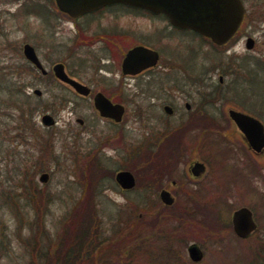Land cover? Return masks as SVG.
Wrapping results in <instances>:
<instances>
[{
	"label": "rangeland",
	"instance_id": "rangeland-1",
	"mask_svg": "<svg viewBox=\"0 0 264 264\" xmlns=\"http://www.w3.org/2000/svg\"><path fill=\"white\" fill-rule=\"evenodd\" d=\"M245 1L246 17L239 31L226 45L217 47L191 31L174 29L164 16H150L122 4L107 5L73 20L61 13L53 0H0V75L18 77L26 94L34 97L31 123L20 124L26 128L24 138L14 136L15 131L8 132L18 125L17 121L9 127L0 123V137L5 141L0 154V264L40 261L32 255L35 244L29 240V225L36 223L44 227L39 240L45 245L38 244L36 254L41 256L50 243L49 256L55 257L48 262L61 264L69 246L58 252L57 242L65 226V236L72 241L79 211L85 204L94 210L93 223L99 222L101 239L113 241L125 236L113 254L91 264H264V152L257 155L248 150L223 118L226 107L232 105L244 107L264 123V0ZM77 25L88 27V38L98 28H131L132 37L120 41V58L138 43L156 49L160 61L151 74L154 87L137 92L136 85L140 84L139 90L145 89L149 78L123 80L116 72L119 59L110 62L112 57L104 54L100 42H84L87 37H79ZM247 36L255 41L252 49L245 47ZM24 43L35 48L47 75L25 59ZM99 56L108 64L99 65ZM56 62H62L68 72L94 91L113 80L114 86L108 90H117L118 99L114 100L120 99L125 106L119 142L107 147L99 141L104 127L92 102L55 79L51 67ZM98 66L113 69V74L108 79L102 77ZM35 88L42 91L40 96L33 94ZM212 92L216 93L214 98ZM186 100L196 107L211 101L212 113L220 123L212 122L210 138L207 126L211 124L201 123L204 125L185 138L184 153L174 170L157 179L167 168L153 162L157 157L149 156L145 148L152 136L153 147L159 142L157 131L162 133L164 147H171V137L176 135H170L171 130L179 121L177 115L167 120L160 104L166 101L183 112ZM45 113L55 124H42ZM77 117L86 124L75 122ZM105 131L110 132V127ZM196 158L206 168L193 180L187 166ZM107 160L108 170L92 165ZM118 166L135 175V187L125 194L114 181L115 171H109ZM251 166H255L253 171ZM44 172L48 179L41 183L39 176ZM152 179L154 184H148ZM170 180L178 185L171 187L175 202L161 205L158 192ZM30 184L36 186L41 197L34 204L27 201L36 196ZM6 195H15L16 205ZM216 197L222 198L221 204H213ZM241 206L252 210L257 223V229L245 238L238 237L231 224L232 212ZM192 209H196V223L187 221L185 212ZM202 213L207 220L210 215H219L217 225L205 226L199 221ZM192 242L203 250L199 262L188 258L187 246Z\"/></svg>",
	"mask_w": 264,
	"mask_h": 264
},
{
	"label": "water",
	"instance_id": "water-1",
	"mask_svg": "<svg viewBox=\"0 0 264 264\" xmlns=\"http://www.w3.org/2000/svg\"><path fill=\"white\" fill-rule=\"evenodd\" d=\"M55 3L59 10L72 17L112 3L145 8L165 14L174 26L195 30L209 37L216 44H223L232 37L244 15V6L241 0H55ZM253 43L252 38H247L246 47L251 48ZM22 52L24 57L42 73L46 72L32 45L24 43ZM157 60L158 53L156 50L138 45L126 52L122 60V70L124 73L138 72L155 66ZM52 70L58 80L70 86L78 94L82 96L89 94L90 91L86 85L68 75L63 63L54 64ZM33 92L36 95L41 94L40 89H34ZM93 101L101 116L113 118L115 121L121 120L124 112L122 104H112L101 92L95 93ZM228 114L249 147L254 152H260L264 148L262 124L252 116L233 108L228 110ZM41 121L45 125L54 123L49 114H44ZM189 169L192 176L199 177L205 170V166L197 160L191 164ZM47 177V173H42L39 180L45 182ZM115 180L122 188H131L135 184L134 176L128 170L118 171ZM160 198L165 205H171L174 201L167 190L160 192ZM231 223L234 233L240 238L247 237L256 228L252 212L245 206L233 211ZM187 252L193 261H199L203 257V252L196 243H191L187 247Z\"/></svg>",
	"mask_w": 264,
	"mask_h": 264
},
{
	"label": "flooded vegetation",
	"instance_id": "flooded-vegetation-1",
	"mask_svg": "<svg viewBox=\"0 0 264 264\" xmlns=\"http://www.w3.org/2000/svg\"><path fill=\"white\" fill-rule=\"evenodd\" d=\"M242 1L244 2V5H245L246 1L245 0H242ZM143 11L145 13H148L147 15L153 16V14H151L150 12H148L146 10H143ZM92 12H94V11H92ZM92 12H90V13H92ZM86 14H88V13H86ZM82 16L84 17L85 14L82 15ZM245 17H246V11H245V14H244L243 22H244ZM77 18H79V17H77ZM77 18H73V20H77ZM144 18H148V17H144ZM243 22H242V24H243ZM128 25H130V24H128ZM132 26H135V25H132ZM87 28L88 27H79L77 25V31L79 30V34H80L79 37L82 36L83 34H85V37H87L86 38L87 40H84V42H95V41L96 42H100V44L102 45L101 48L104 50V54L108 55V57H112V58L109 59L110 62H115L114 59L118 58L119 60L117 62V66H116V67H118V69H116V72L119 71V76L121 75L123 80L124 79H140L141 77L145 76L147 79L149 78V80H147L146 83H144L145 85H143V87L145 89L139 90L140 89V84H137L136 85L137 86L136 91L139 92V91L150 90V89H152L154 87L151 84V79L153 78V76L151 74L159 68L160 54H159V52L157 50L156 51L158 52L159 60H158V63L155 66L142 69V70H140L138 72L124 73L123 70H122L121 62H122V59H123V57L125 55V52L129 48H131L133 46H136V45H143V46H146V47L147 46L151 47V46H149L147 44H144V43L135 44V45L130 46L129 48H127L122 53L121 58H120V54H121V52H120V49H121L120 48V41L132 37L131 31H133V30L131 28H128V29H125V30L120 29V28H118L116 26H112V27H108V28L107 27L106 28L103 27L101 29L98 28L96 31H91L92 32V34H91L92 36L89 35V38L86 35L87 33L90 34V32L87 31ZM247 37H250V36H247ZM80 41H83V40L80 39ZM71 55H72V53L70 52L69 56L71 57ZM97 58L99 60V65L102 66L103 64H106V65L108 64V63H106L108 61H105L104 63L101 62L100 59H103L102 56H99ZM183 70H184V68H183ZM97 72H99V74L102 77L108 79L107 76L113 74V69H104L103 67L101 68L100 66H98ZM68 74L71 77H73L74 79H76L79 82L83 83L84 85H86L89 88L90 93L87 95L88 97H85V99H88V100L90 99V101L92 102V105H93L94 94L96 92H101L112 104L119 103V104H122L124 106V104L122 102H120V99L119 100H114V98L118 99L117 96L119 94L116 95V91L117 90H111V92H110V90H108V89H110V87L114 86L113 80L111 82L109 81L108 83H105L104 84L105 87L103 86L102 89H97V90L94 91V89L92 88L91 85L81 81L75 74L70 73V72H68ZM218 80L220 82H222V76H219ZM122 83H124V82H122ZM161 88H163V86ZM118 90L120 92H122L121 89H118ZM187 95H188V93H187ZM215 95H216V93L212 92V98H214ZM150 96L153 97L154 95H150ZM160 105H161L162 111L164 112V115H165L167 120L174 118V116L176 117V115L180 119L178 118V120H179L178 124L174 125V128H172V130H171V134L170 135L176 134L175 136L171 137L173 139L171 147H169L168 149H166L164 147V145H165L164 141L165 140L163 141V139H162V136H161L162 133L157 131V135H159V142L156 144L155 147H153L152 146V140L155 139V136H152L151 138H153V139L150 138L151 141H149V143H148V148L147 147L145 148V151L147 152V154L149 156H156L157 157V159H155L153 162H156V161H158L159 163L163 162V163H161V167L162 168H167V169L163 170V172L160 173L161 175H159L157 179H159L161 176H163V177L167 176L165 172L174 170L175 164L180 160V158L182 157V155L184 153V150H185V147L179 146V144L183 143V140L185 138H188V136H192V133L194 132V130L200 127L201 121H203L204 123L211 124V125L207 126L209 128L208 132L210 134L212 133V121H214V122L215 121H220L219 118L216 117V115L212 113L211 101L203 102L198 107H196L193 102L186 100L183 103V112H179L178 108H174L171 103H168L166 101L162 102ZM93 108H94V105H93ZM206 108L209 109V110H206ZM231 108L236 109L238 111H241V112H243L245 114H248V115L252 116L253 118H255L256 120H258L262 124L263 130H264V123L262 122V120H260L256 116L250 114L251 111L244 109V107L236 108V107H234L232 105H228L226 107V110H225L224 114H223V118L226 119L227 121H229V123H231L232 128L234 129V132L239 135V137L243 141V143L246 146V148L248 150H250L252 153H255L257 155H261L264 152V148L260 152H254L249 147L248 143L244 140V138L242 136V133L240 132V130L238 129V127L235 125L234 121L230 118V116L228 114V110L231 109ZM94 110H95V108H94ZM95 112H96L97 116L99 117V119L102 121L103 127H104V129H102L101 133L99 134V136H100L99 141L102 144H104V142H105L104 145L107 146V147L108 146L112 147L114 145L113 142H115V143L119 142V137H118V134L120 133L119 126L123 122V117H124V114H125V106H124V112H123L122 118L119 121H115L113 118L103 117L96 110H95ZM184 115H186V116H184ZM184 118L187 119V120H185V122H184ZM75 122L79 123L81 126L86 124V123H84V119L80 118V117H77L75 119ZM108 127H110V132H108L109 134L105 133L106 132L105 130L108 129ZM113 127L118 128V130L117 129L115 130ZM165 131H168V129L165 128ZM170 135H169V137H170ZM160 136H161V138H160ZM99 141H98V144H99ZM92 153H95V152L92 151ZM169 153H170V156H168ZM164 155H166V156H164ZM159 156H164V157L163 158H158ZM196 159L190 161L188 166H187L188 176H189L190 179H193V180L197 179V177L192 176V174L190 173V169L189 168H190L191 164L196 161ZM169 160H172V161H169ZM108 164H109L108 160L105 161V162L103 161V164L101 165V167H103L104 169L108 170V167H107ZM170 164H172L171 167H170ZM254 168H255V166H254ZM119 170H128V169H123L122 167L118 166L114 170L115 171L114 175ZM147 180H151V179H147ZM154 180L155 179H152L153 182L149 181L148 184L153 185L154 182H155ZM174 186L177 187L178 186L177 183L174 180H170V182H168V184L165 187L164 186L160 187V190L158 192L159 201H161L160 200V192L162 190H169L171 192V187H174ZM120 189H121L122 193L125 194V192L130 191L133 188L132 189H122V188H120ZM171 194H172V192H171Z\"/></svg>",
	"mask_w": 264,
	"mask_h": 264
},
{
	"label": "trees",
	"instance_id": "trees-1",
	"mask_svg": "<svg viewBox=\"0 0 264 264\" xmlns=\"http://www.w3.org/2000/svg\"><path fill=\"white\" fill-rule=\"evenodd\" d=\"M2 75L3 74L0 75V123H2L1 126L5 125L9 127L8 125L17 121L18 125H15L14 128L11 130L9 129L8 132L15 131L14 136H21V138H24V132L26 131V128L21 126L20 124L31 123L30 121L32 117V110L34 109V107L31 106V103L34 101V97L30 96L29 94H26L23 88L24 84H20L19 79H17L18 77L15 78L14 75H9V77H2ZM15 114L16 116H14ZM4 117L7 119L5 120ZM4 146L5 141L0 137V154L2 153V149L4 148ZM14 163L17 166L21 164L20 161H15ZM20 186L24 187V184L22 183ZM31 186V189L35 192L36 196H30L27 201L34 204L39 200L38 197L40 196V193L39 190L36 189V186ZM39 198L41 199V197ZM6 199H11L10 201L12 202V205H16L17 199L15 195H6ZM221 203V197L214 198L213 204L216 205ZM204 208L203 211L206 210V206ZM195 210L196 209H192V211L185 212L189 216V218H187V221L196 223L197 216L193 212ZM79 214L80 215H78L77 222L78 226L74 228L72 232V243L68 242L67 236H65V233L68 232L67 226L63 228L64 234H62V241L60 240L59 242H57V244H59L58 252L62 250L64 251L62 247L69 246L65 248L67 254L61 264H91L92 262L98 261L99 259H106V256L108 254H113L114 249L116 251L117 248H119L120 245L123 244V238L125 237L124 234L113 241H106L101 239L102 235H100L101 232L99 231L100 224L99 222L98 224L93 223L94 210L88 204H85L84 208L79 211ZM203 215L204 213L201 214L199 221L203 222L205 226L212 224V228L217 225V221L220 218L219 215H210L208 216L207 220L206 215ZM29 229V240L30 242H33L35 244V246L32 247L34 249L32 255L35 258H40V261L36 264H50L48 260L50 258L53 259L55 257V254H53V256H49V250L51 249L50 243L48 244V248L46 249V251H44L41 256L36 254L38 244L39 246L45 247V245L40 242L41 239L39 240V238L42 237L41 234L44 232V227H41L38 223H36L35 225H29ZM125 233L129 234L130 232L129 230H127ZM36 236L38 237V239H36ZM81 261L85 263H80Z\"/></svg>",
	"mask_w": 264,
	"mask_h": 264
}]
</instances>
